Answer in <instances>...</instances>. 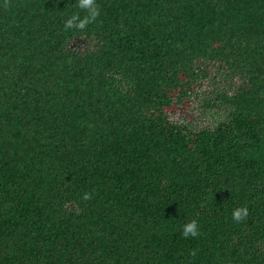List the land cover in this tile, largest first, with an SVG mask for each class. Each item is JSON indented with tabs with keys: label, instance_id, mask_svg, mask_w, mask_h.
Instances as JSON below:
<instances>
[{
	"label": "trees",
	"instance_id": "16d2710c",
	"mask_svg": "<svg viewBox=\"0 0 264 264\" xmlns=\"http://www.w3.org/2000/svg\"><path fill=\"white\" fill-rule=\"evenodd\" d=\"M96 5L0 0V264H264V0ZM215 67L225 119L173 121Z\"/></svg>",
	"mask_w": 264,
	"mask_h": 264
},
{
	"label": "rangeland",
	"instance_id": "374dc122",
	"mask_svg": "<svg viewBox=\"0 0 264 264\" xmlns=\"http://www.w3.org/2000/svg\"><path fill=\"white\" fill-rule=\"evenodd\" d=\"M94 41L77 37L71 40L68 45L79 51H83L92 47ZM241 80L236 76L223 71L219 67H215L214 71L210 73L207 80L204 81L202 88L191 94L189 100V108L184 109L178 107L170 113L173 121L183 123L196 130L204 127H212L219 121L225 119L227 109L225 107H208L207 102H215V95L219 92H228L232 86L241 85Z\"/></svg>",
	"mask_w": 264,
	"mask_h": 264
},
{
	"label": "clouds",
	"instance_id": "9594fccd",
	"mask_svg": "<svg viewBox=\"0 0 264 264\" xmlns=\"http://www.w3.org/2000/svg\"><path fill=\"white\" fill-rule=\"evenodd\" d=\"M79 7L81 9H93L96 8L97 10L91 11V17L85 16L84 19H79L78 16H72L68 19L65 23L66 28H71L74 21H78L77 27L80 29L85 28L92 20L96 18L98 15V7L96 5V0H79ZM90 195L85 194L84 199H89ZM248 216V210L246 207H241L234 209L232 212V218L237 222L245 219ZM189 235L195 237L199 235V228L198 224L195 220L187 223L183 227V236L188 237Z\"/></svg>",
	"mask_w": 264,
	"mask_h": 264
}]
</instances>
